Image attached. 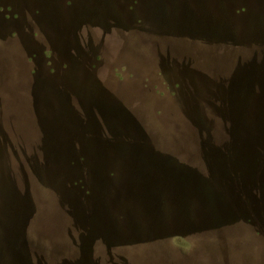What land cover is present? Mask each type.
Listing matches in <instances>:
<instances>
[{"label": "rangeland", "instance_id": "rangeland-1", "mask_svg": "<svg viewBox=\"0 0 264 264\" xmlns=\"http://www.w3.org/2000/svg\"><path fill=\"white\" fill-rule=\"evenodd\" d=\"M0 264H264V0H0Z\"/></svg>", "mask_w": 264, "mask_h": 264}]
</instances>
